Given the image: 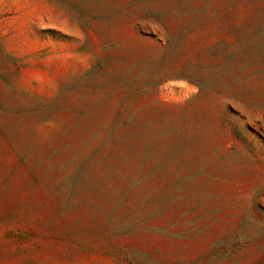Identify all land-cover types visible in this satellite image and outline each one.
Here are the masks:
<instances>
[{
    "label": "rangeland",
    "instance_id": "rangeland-1",
    "mask_svg": "<svg viewBox=\"0 0 264 264\" xmlns=\"http://www.w3.org/2000/svg\"><path fill=\"white\" fill-rule=\"evenodd\" d=\"M0 264H264V0H0Z\"/></svg>",
    "mask_w": 264,
    "mask_h": 264
}]
</instances>
